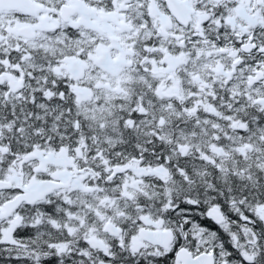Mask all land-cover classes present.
<instances>
[{
	"label": "snow or ice",
	"instance_id": "obj_1",
	"mask_svg": "<svg viewBox=\"0 0 264 264\" xmlns=\"http://www.w3.org/2000/svg\"><path fill=\"white\" fill-rule=\"evenodd\" d=\"M0 264H264V0H0Z\"/></svg>",
	"mask_w": 264,
	"mask_h": 264
}]
</instances>
